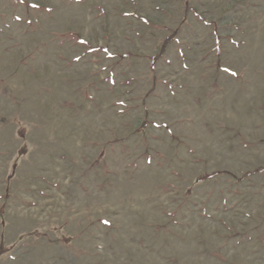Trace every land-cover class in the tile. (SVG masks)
Wrapping results in <instances>:
<instances>
[{
    "label": "rangeland",
    "instance_id": "obj_1",
    "mask_svg": "<svg viewBox=\"0 0 264 264\" xmlns=\"http://www.w3.org/2000/svg\"><path fill=\"white\" fill-rule=\"evenodd\" d=\"M0 264H264V0H0Z\"/></svg>",
    "mask_w": 264,
    "mask_h": 264
},
{
    "label": "trees",
    "instance_id": "obj_2",
    "mask_svg": "<svg viewBox=\"0 0 264 264\" xmlns=\"http://www.w3.org/2000/svg\"><path fill=\"white\" fill-rule=\"evenodd\" d=\"M172 39H174V37H173L172 35H169V36H167V37L163 40V43H162L161 48H160V52L157 53L156 55H154V56L152 57V61H153V62H156V61L159 59V57L161 56V54L164 52V50H165L167 44H168L170 41H172ZM258 169H262V167H260V168H258Z\"/></svg>",
    "mask_w": 264,
    "mask_h": 264
}]
</instances>
